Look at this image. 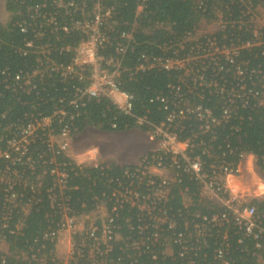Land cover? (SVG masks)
Masks as SVG:
<instances>
[{
    "label": "trees",
    "instance_id": "1",
    "mask_svg": "<svg viewBox=\"0 0 264 264\" xmlns=\"http://www.w3.org/2000/svg\"><path fill=\"white\" fill-rule=\"evenodd\" d=\"M58 1L5 0L8 19L0 20L2 151L8 149V141L15 137L17 128L26 126L32 118L52 116L60 109L68 113L64 123L72 124L75 135L87 128L99 132L132 130L138 128L137 117H147L149 122L158 125L171 113L184 109L182 103L186 100L220 116L226 99L215 93L211 85L215 80L220 81V76H216L211 68L204 71L201 87L193 73L182 82L184 70H152L137 74L126 70L135 66L141 54L173 58L180 40L194 33L203 17L210 18V10L214 7L227 12V25H232V32L242 40L250 37V23L243 14L258 6L264 9V0H204L202 8L195 0H147L144 10L137 15L138 0H103L101 6L111 11L110 21L115 24L110 33L113 45L105 50L106 55L115 54L114 45L121 42V33L129 30L135 20L140 24V30L135 33V44L123 58L122 88L132 96V114L128 115L110 99L86 100L85 106L73 108L70 101L76 88L84 82L77 78L62 80L55 72L45 73L44 77L33 76L28 87L15 85L17 75L25 77L36 68L69 64L75 55L74 48L85 38L80 31L67 33L63 27L70 28L71 21L91 17L92 3L88 1L83 8L81 0H62L65 6H59ZM71 1L83 8L84 16L82 10L66 6ZM203 8H206L205 13ZM52 16L54 22L49 21ZM222 35L216 34L220 42ZM65 47L71 49L63 50ZM262 52L256 47L243 52L241 58L251 69L264 71ZM231 79L227 78V81ZM179 83L181 100L171 88ZM251 89L256 88L251 86ZM158 96L167 99L168 109L156 100ZM71 115H74L73 120H70ZM232 115L228 124L216 127L217 140L211 144H208L211 135H201L194 117L178 119L175 123L182 130L179 134L184 139L198 136L193 157L199 156L207 164L216 161L208 158L204 153L207 151L219 157L225 155L227 162L237 163L240 153H248L254 155L260 169H264V107L257 106L251 96L247 107L237 101ZM62 126L55 119L52 128L59 132ZM141 130L147 132L148 128ZM46 134V131L39 132L25 156L19 157L10 151L11 160L0 159V180L7 168L18 176L13 188L18 195V206L6 202L9 187L0 181V247L7 246V251L0 248V260L5 259V264H219L215 257L219 249L226 251L225 258L232 264L253 263L254 245L250 237H245L232 224L219 226L203 221L204 217L211 218L222 208L204 199L199 184L189 176H180L179 182L171 184L169 194L155 206L148 197L158 184L150 189L147 178L141 184L129 187L138 195L135 204L117 203L114 193L117 190L124 193L131 181L125 171L134 170V166L105 163L107 167L97 168L78 164L71 155L49 149ZM201 141L206 145H200ZM18 158L20 161L13 160ZM52 160L68 174L63 187L58 184L57 176L51 174L55 167L50 164ZM52 194L55 200L51 198ZM252 204L260 211L264 210V199H254ZM100 206L106 208L109 217L94 219L98 228L97 240L89 237L87 230L76 232L72 235L73 251L69 258L59 257L57 237L64 216L89 215ZM196 224H202L200 235L195 233ZM103 225L110 231L111 239L107 244L102 241ZM180 234L183 242H180Z\"/></svg>",
    "mask_w": 264,
    "mask_h": 264
},
{
    "label": "built area",
    "instance_id": "2",
    "mask_svg": "<svg viewBox=\"0 0 264 264\" xmlns=\"http://www.w3.org/2000/svg\"><path fill=\"white\" fill-rule=\"evenodd\" d=\"M81 1L83 8L86 7L88 1L92 3V16L83 20L71 21L70 28L68 26L63 27V30L67 33L70 30L80 31L85 37L74 48L75 55L71 62L65 66L53 64L46 69L36 68L25 77L17 75L14 78L15 85L23 84L24 87H28L31 85L33 76L44 77L45 73L50 75L51 72H55L59 74L62 80L77 78L79 81L84 82L83 86L76 88L75 96L70 101L73 108L77 109L85 106L86 100L110 99L126 114H132V96L122 88L123 58L135 44V33L140 30V24L135 20L129 26V30L121 33L119 37L121 42L114 45L115 54L106 55L105 50L113 45L110 33L115 28V24L110 21L111 11L103 9L101 6L103 0ZM195 1L200 8L204 6V0ZM146 2L147 0H138L137 15L144 10ZM57 3L59 6H65L62 0ZM66 6L76 8V11L82 10L83 16L85 15L83 8L76 5L74 1L66 3ZM202 11L205 13L206 8H203ZM209 16L210 18L203 17L201 19L194 33H189L180 40L173 58L141 54L137 58L135 66L126 71L137 74L152 70H184L181 81L185 82L186 78H190V73H193L195 81L197 80V84L201 87L204 82V71L207 67L211 68L216 76H220V81L215 80L211 85L215 89V93L218 92L223 96V99H226L220 116H215L209 108L202 105L194 106L190 104L189 100H186L182 103L184 109L171 113L166 121L158 125L149 122L147 117H137V127L140 129L142 127L148 128L149 137L157 142L158 148L143 155L139 163L133 165L134 170L126 169V176L131 179L130 184L126 186L124 193L117 190L114 196L118 199L117 203L131 202L135 204L136 200H139L138 195L134 194L129 187L139 185L147 178V186L150 189L158 184L156 188L152 189V195L148 197L152 199L151 205L155 206L157 201L162 200L169 194L171 184L179 182L180 176H189L199 184L200 193L204 199L222 208L218 214L213 215L211 218L204 217L203 221L219 226L232 224L235 229L244 233L245 237L252 239L254 245V261L252 264H264V210L260 211L256 205L252 204L254 199H264V190L250 197L247 194L233 192L229 183L230 178L243 174L244 170L242 168L244 162L247 161V157L250 156L252 159L256 157L252 154L240 153L237 163H229L225 160V155L219 157L205 151L204 153L209 159H216L213 163L207 164L199 156H192L195 148L194 143L198 136L184 139L179 134L182 130L175 123L178 119H185L188 116L194 117L199 123L198 129L201 135H211L208 143L211 144L217 140L216 127L223 123H229L233 116V106L237 101L243 107H247L251 96H253L257 101V106L264 107V71L251 69L248 67V62L241 58L243 52L256 47L263 50L262 55L264 56V9L258 6L243 14V16L248 17L250 23V37L246 40H242L241 36H236L232 32L234 27L227 25V12L224 10L214 7L210 10ZM49 21L54 22L55 18L52 16ZM160 27L162 28L163 25H160ZM239 27L242 28V25ZM217 33H223V41H218ZM28 46L31 47L32 44L28 43ZM70 49V47H65L63 50ZM205 64H207L206 68L202 67ZM227 78L232 79L228 82ZM251 86L256 89H251ZM171 88L175 90L176 95L181 100V84L179 83L178 86H172ZM192 89H190V93H192ZM156 100L165 104V109H168L167 99L158 96ZM67 116L68 113L60 109L56 110L52 116L32 118L26 126L16 129L15 137L8 141V149L0 150V159L11 160L12 153L10 151L18 154L19 157L25 156L28 153L29 145L39 137L40 131H46V142L49 149L56 153L70 155L72 141L76 135L72 124L64 123ZM55 119L63 124L59 132L52 128ZM73 119L74 115H71L70 120ZM200 145L204 146L206 144L201 141ZM98 159L96 157L91 163L87 164L97 168L108 166L105 165L104 161ZM219 159L221 160L219 161ZM13 160L20 161V158ZM50 164L55 165L54 169L51 170V174L57 176L58 184L63 187L68 177L67 172L61 170L55 160H52ZM262 164L264 166V161ZM16 179H18L17 173L7 168L0 180L9 187L6 202L14 206H18V195L13 192L15 183L18 181ZM51 198L55 200V195L52 194ZM96 212L98 214L95 218L109 217L104 206L98 207ZM89 215H65L58 235L67 230H70L72 235L87 230L89 237L97 240L98 228L95 227L94 221L93 223H88L86 220L83 223L82 221L84 217ZM170 225L173 224L170 223ZM80 226L82 228L78 229ZM201 226L202 224L194 226L197 235L202 233ZM4 227L7 228V223H4ZM107 228L106 225H103L102 241L104 244H107L111 239L109 236L110 231ZM179 238L180 242H183L182 234L179 235ZM225 238L227 240L226 236ZM184 242L186 243V241ZM239 243H242V241H239ZM183 251H186V248H183ZM225 254L224 249L217 250L216 260L219 261V264H232L225 258ZM0 264H5V259L0 260Z\"/></svg>",
    "mask_w": 264,
    "mask_h": 264
},
{
    "label": "rangeland",
    "instance_id": "3",
    "mask_svg": "<svg viewBox=\"0 0 264 264\" xmlns=\"http://www.w3.org/2000/svg\"><path fill=\"white\" fill-rule=\"evenodd\" d=\"M4 3L5 0H0V20L2 21L8 19V13L5 11ZM149 141L150 137L148 132H144L140 128L126 130L124 132H99L87 128L73 138L71 154L74 158L75 156L77 158L80 156L79 161L86 164L91 163L96 157L102 162L114 164L117 161L119 162L120 158L125 157L127 159L124 160V162L135 164L138 156H140V161L143 155L158 148L157 145L151 148L155 143L157 144V142L153 141L154 143L151 145ZM131 155H133V158L129 159L128 157H131ZM250 158L247 160V164L244 162L245 168H242L244 170L242 174L244 179H241V183L248 186V190L244 191H248V193H245L252 197V195L263 192L264 190V171H261L262 169H260L259 162L256 158ZM139 161L136 164H138ZM97 214V212H94L84 217L82 220L83 223L85 220L88 223H93ZM81 228L80 226L78 229ZM65 232L68 234V239L66 240V242L68 241V251L72 253V232L70 230ZM61 257L67 259V255H62Z\"/></svg>",
    "mask_w": 264,
    "mask_h": 264
},
{
    "label": "crops",
    "instance_id": "4",
    "mask_svg": "<svg viewBox=\"0 0 264 264\" xmlns=\"http://www.w3.org/2000/svg\"><path fill=\"white\" fill-rule=\"evenodd\" d=\"M150 143H151V145L154 143L153 142V140H151L150 139V141H149ZM157 144L155 143V145L153 146V147H151V148H154L155 146H156ZM151 151V150H150ZM70 155L72 156V154L70 153ZM72 158L77 162V163H81L80 161H79V158H80V156L77 158L76 156H75V158L72 156ZM129 159L130 158H133V155H131V157H128ZM139 158H140V156H138L137 157V161L135 162V164L139 161ZM250 158V156L249 157H247V160ZM102 159V158H101ZM127 158H120L119 159V162L117 161H115L116 163V165H119V166H133V165H135V164H128V163H126V162H124V160H126ZM250 159H252V157L250 158ZM84 161H85V159H84ZM246 164H247V161H246ZM243 168H245V163L243 164ZM241 179H244V176L243 175H240V176H235V177H232V178H230L229 179V183H230V185H231V188H232V191L233 192H235V193H239L240 192V194H246V193H248V191H244V190H248V186L247 185H243L242 183H241ZM246 192V193H245ZM68 237V234L66 233V232H63V233H60L59 235H58V239H57V254H58V256L59 257H61L62 255H67V258L71 255V253L68 251L69 250V248H68V241L66 242V240L68 239L67 238ZM70 242V241H69ZM3 251H7V246L6 245H1V247H0ZM5 249V250H4ZM72 250V249H71ZM61 258H64V257H61Z\"/></svg>",
    "mask_w": 264,
    "mask_h": 264
}]
</instances>
